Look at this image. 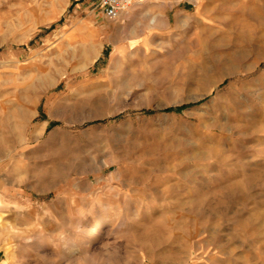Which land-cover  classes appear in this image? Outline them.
<instances>
[{"label":"rangeland","instance_id":"374dc122","mask_svg":"<svg viewBox=\"0 0 264 264\" xmlns=\"http://www.w3.org/2000/svg\"><path fill=\"white\" fill-rule=\"evenodd\" d=\"M0 264H264V0H0Z\"/></svg>","mask_w":264,"mask_h":264},{"label":"built area","instance_id":"2783aa9c","mask_svg":"<svg viewBox=\"0 0 264 264\" xmlns=\"http://www.w3.org/2000/svg\"><path fill=\"white\" fill-rule=\"evenodd\" d=\"M142 0H100L103 13L109 18H118L121 12L133 2Z\"/></svg>","mask_w":264,"mask_h":264},{"label":"crops","instance_id":"0c3cea01","mask_svg":"<svg viewBox=\"0 0 264 264\" xmlns=\"http://www.w3.org/2000/svg\"><path fill=\"white\" fill-rule=\"evenodd\" d=\"M142 1H144V0H142ZM142 1H141V2H142ZM148 1H150V0H148Z\"/></svg>","mask_w":264,"mask_h":264},{"label":"bare ground","instance_id":"6f19581e","mask_svg":"<svg viewBox=\"0 0 264 264\" xmlns=\"http://www.w3.org/2000/svg\"><path fill=\"white\" fill-rule=\"evenodd\" d=\"M234 66V65H233Z\"/></svg>","mask_w":264,"mask_h":264}]
</instances>
